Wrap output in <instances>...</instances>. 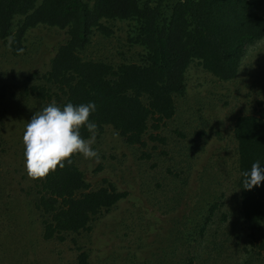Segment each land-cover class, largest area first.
Listing matches in <instances>:
<instances>
[{
	"label": "rangeland",
	"instance_id": "1",
	"mask_svg": "<svg viewBox=\"0 0 264 264\" xmlns=\"http://www.w3.org/2000/svg\"><path fill=\"white\" fill-rule=\"evenodd\" d=\"M250 2L264 16V0ZM21 20H14L12 31ZM102 22L112 33L94 30L80 51L84 60L114 67L145 62L136 21ZM66 38L65 29L38 25L25 34L18 56L0 39V264H76V246L91 264H264L240 214L233 136L237 116L264 110V37L245 46L230 81L191 63L185 91L174 98V117L159 131L149 129L144 146L126 144L105 126L92 145L99 160L80 155L76 163L91 189L106 181L126 197L94 217L88 231L65 234L64 241L43 239L44 217L34 207L35 179L24 169L22 136L45 102L24 89L43 83ZM151 133L165 140H150Z\"/></svg>",
	"mask_w": 264,
	"mask_h": 264
},
{
	"label": "trees",
	"instance_id": "2",
	"mask_svg": "<svg viewBox=\"0 0 264 264\" xmlns=\"http://www.w3.org/2000/svg\"><path fill=\"white\" fill-rule=\"evenodd\" d=\"M38 1L0 0V39L8 42L13 56L23 51L29 29L44 25L66 30V40L41 77L43 83L26 87L24 93L45 102L42 108L53 101L60 106L94 101L97 108L89 118L97 124V134L109 126L128 145L144 146L149 129L159 131L174 117V98L185 91L191 63L196 61L219 81H230L238 73L245 46L264 37V16L254 11L250 0ZM16 18L22 20L12 31ZM103 20L136 21L135 41L146 50L144 63L114 67L80 56L94 30L112 33ZM81 135L88 138L90 133L81 128ZM233 136L240 214L249 243L264 258V181L250 190L242 188L243 172L255 161L264 165V110L237 116ZM149 138L165 140L152 133ZM79 156L35 179L34 207L44 217V240L64 241L65 234L88 231L94 217L127 195L106 181L91 189L77 166ZM76 250V264H91L86 251Z\"/></svg>",
	"mask_w": 264,
	"mask_h": 264
},
{
	"label": "clouds",
	"instance_id": "3",
	"mask_svg": "<svg viewBox=\"0 0 264 264\" xmlns=\"http://www.w3.org/2000/svg\"><path fill=\"white\" fill-rule=\"evenodd\" d=\"M96 108L94 101L78 105L68 102L63 106L53 101L33 114L22 136L26 174L32 179L43 178L57 166L71 164L74 154L99 160V153L92 147L97 124L89 118ZM81 128L90 133L88 138L81 135ZM261 181H264V165L255 161L242 174V188L259 187Z\"/></svg>",
	"mask_w": 264,
	"mask_h": 264
}]
</instances>
